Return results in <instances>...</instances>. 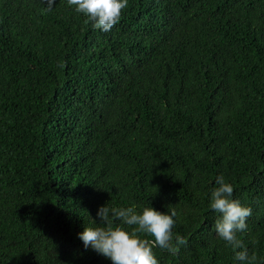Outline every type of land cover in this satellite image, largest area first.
Wrapping results in <instances>:
<instances>
[{
	"label": "trees",
	"instance_id": "obj_1",
	"mask_svg": "<svg viewBox=\"0 0 264 264\" xmlns=\"http://www.w3.org/2000/svg\"><path fill=\"white\" fill-rule=\"evenodd\" d=\"M85 21L67 0H0V264H111L77 236L104 204L176 212L184 244L158 264H237L217 176L264 264V0H127L110 31Z\"/></svg>",
	"mask_w": 264,
	"mask_h": 264
},
{
	"label": "clouds",
	"instance_id": "obj_2",
	"mask_svg": "<svg viewBox=\"0 0 264 264\" xmlns=\"http://www.w3.org/2000/svg\"><path fill=\"white\" fill-rule=\"evenodd\" d=\"M54 2L49 0L50 5ZM67 4L83 14L92 28L108 32L119 21L127 0H67ZM215 185L209 198L210 210L219 214L213 225L215 235L231 246L237 264H249L248 253L237 233L245 230L251 209L232 198L233 187L222 176H217ZM176 215L174 210L161 212L151 206L137 213L133 207L117 209L104 204L98 207L96 220L91 218L98 226H84L77 236L85 250L91 248L111 264H158L153 248L175 253L184 244L178 234L173 239ZM129 227L131 231L127 230ZM140 233L153 239H142Z\"/></svg>",
	"mask_w": 264,
	"mask_h": 264
}]
</instances>
